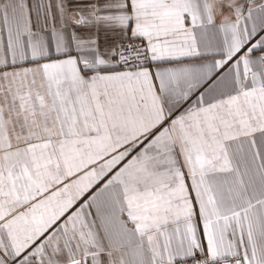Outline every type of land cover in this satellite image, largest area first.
Instances as JSON below:
<instances>
[{"label": "snow or ice", "instance_id": "obj_1", "mask_svg": "<svg viewBox=\"0 0 264 264\" xmlns=\"http://www.w3.org/2000/svg\"><path fill=\"white\" fill-rule=\"evenodd\" d=\"M0 264H264V0H0Z\"/></svg>", "mask_w": 264, "mask_h": 264}]
</instances>
